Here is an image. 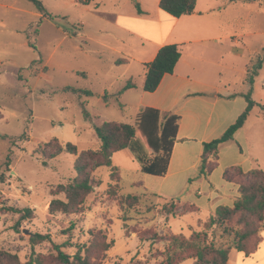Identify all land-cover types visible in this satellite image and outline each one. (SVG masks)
<instances>
[{"label": "rangeland", "instance_id": "rangeland-1", "mask_svg": "<svg viewBox=\"0 0 264 264\" xmlns=\"http://www.w3.org/2000/svg\"><path fill=\"white\" fill-rule=\"evenodd\" d=\"M40 1L50 16L40 15L29 0H0V249L16 253L20 263L33 249L48 257L45 264H57L52 244L43 241L32 246L31 235L49 234L59 245L67 242L62 250L73 254L76 244L89 242L91 230H101L107 240H113L101 264H167L168 256L178 260L179 255L196 253L194 244L183 251L173 247V236L189 241L197 240L199 234L196 244L210 247L205 261L190 257L177 264H213L206 262L210 250L220 246L229 247L227 264H231L237 250L232 236L222 233L221 226L208 224L214 211L202 214L195 205L180 201L185 200L184 194L169 196L178 189L167 187L169 182H177L175 175L153 181L155 188L162 186L169 192L166 195L146 190V173L130 151L113 154L114 171L111 166L92 171L93 187L79 212L49 211L52 199H64L58 185L76 176L75 154H50L66 142L75 144L78 153L97 150L100 141L93 124L115 121L135 126L137 105L129 95L120 98L119 93L100 92L122 83L123 68L113 67L106 58L99 60L94 53L99 47L92 41L85 46L78 38L81 32L75 33L79 22L84 23V34L95 30L93 4L88 0ZM242 1L246 5L237 9L236 30L235 25L230 27L244 48L232 64L236 70L232 78L239 90H246L243 67L256 69L261 58L255 100L264 104V4ZM65 86L95 93L79 96L63 91ZM81 104L91 120L84 117ZM254 109L251 125L258 123L259 108ZM135 137L140 139L138 133ZM251 142L260 159L255 168L264 171V136L259 134ZM232 150L224 149L221 166L231 161ZM227 177L238 188L246 181L236 168ZM127 195L136 196L137 202L122 204ZM172 197L175 199H168ZM24 208L31 213L24 215ZM260 240L259 232L244 243L245 249L252 251Z\"/></svg>", "mask_w": 264, "mask_h": 264}, {"label": "crops", "instance_id": "crops-1", "mask_svg": "<svg viewBox=\"0 0 264 264\" xmlns=\"http://www.w3.org/2000/svg\"><path fill=\"white\" fill-rule=\"evenodd\" d=\"M88 1L94 6L95 30L84 34V23L79 22L75 33L81 32L78 38L85 46L92 41L99 47L94 52L99 60L106 58L113 67L123 68L122 83L100 92L119 93L120 98L131 96L137 113L153 107L180 116L167 173L164 176L146 174L144 188L158 196L166 195L169 192L163 191L162 186L155 188L153 181L162 182L175 175L177 182L171 181L167 187L178 189L169 196L184 194L185 200L180 201L195 205L196 212L210 214L219 205H233L238 186L224 174L231 167H240L245 172L258 166L260 159L253 151L251 140L259 134L264 136V112L260 107L255 106L259 108L257 124H250L253 107L234 139L220 145L219 165L213 171L204 175L199 172V166L203 143L220 136L246 107L243 95L249 85L246 90H239L232 78L236 71L232 64L243 54V42L230 30L232 25L236 30L237 9L246 2L196 0L194 12L174 17L159 8L160 0ZM258 2L264 4V0ZM168 44H177L181 52L173 73L165 74L154 91H144L145 63L152 61L159 48ZM247 70L245 65V82ZM257 76L252 86L254 100L257 99ZM127 82L133 86L122 90ZM224 149L234 150L231 161L221 166ZM122 151L130 150L119 152ZM260 236L252 252L236 251L231 264H264V227Z\"/></svg>", "mask_w": 264, "mask_h": 264}, {"label": "trees", "instance_id": "trees-1", "mask_svg": "<svg viewBox=\"0 0 264 264\" xmlns=\"http://www.w3.org/2000/svg\"><path fill=\"white\" fill-rule=\"evenodd\" d=\"M32 2L40 15L50 16L45 6L40 0H29ZM196 0H160L159 8L174 17L194 12ZM181 56L177 44H168L159 48L155 58L145 63L146 73L143 81V90L154 91L165 74L173 73L175 65ZM261 58L256 69L247 70L246 81L249 85L247 92L243 95L246 107L236 120L230 124L226 130L218 137L203 143V154L201 156L199 172L208 175L216 166L220 145L228 143L234 139V134L244 125L253 107L259 106L264 112V105L257 103L252 98V86L254 78L261 68ZM133 83L127 82L122 90L131 88ZM63 91H69L79 96H93L94 93L89 89L65 86ZM82 105V104H81ZM84 117L91 120L84 105H82ZM180 116L169 111H160L153 107H145L136 115L135 126L115 121H104L101 124H93L95 135L100 141L97 150L88 149L80 153L77 146L71 142H66L63 146L59 145L54 153L49 157L58 155L61 152L75 154L73 164L76 173L75 178L67 184H59L58 192L64 194V199H52L49 204L51 213L61 211L64 213L79 212L86 196L92 190L91 173L94 169L101 166L112 167V156L114 153L128 148L134 158L140 163V169L146 174L164 176L167 173L169 161L172 154L173 145L176 138L178 122ZM136 133L140 139L136 138ZM147 153L150 156H147ZM45 165V162H43ZM113 171L116 169L112 167ZM238 169L246 177V181L239 184V196L234 200L233 205H219L210 216L208 224L222 227L225 235L232 236L233 247L237 251L250 253L245 249L244 243L252 236H255L264 227V171L253 168L243 171L240 167H231L229 170ZM227 177V173L224 174ZM131 199V201H128ZM137 202V197L127 195L121 201L122 204L133 205ZM19 211V210H16ZM24 215L31 213L30 208L22 210ZM236 218L234 225L230 226L231 221ZM236 227V228H234ZM91 239L88 243L76 244L73 254L62 250L64 244L52 242L49 234L34 233L30 237L33 245L48 241L52 244L55 253L54 260L57 264H101L106 257V252L113 245V240H107L101 230L90 232ZM199 234L195 235L197 240L186 241L181 236H173V247L188 249L197 246L196 253L188 252L186 255H179L178 260L174 256L167 257V264H177L186 258L196 257L198 261H205V255L210 247L197 245ZM234 236V237H233ZM260 241H257V245ZM70 245V244H69ZM177 245V246H176ZM256 245V246H257ZM211 258H207L208 263L227 264L229 247L220 246L211 248ZM48 257L36 254L32 249L28 259L20 263L16 253L5 249H0V264H45Z\"/></svg>", "mask_w": 264, "mask_h": 264}]
</instances>
